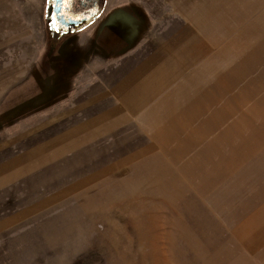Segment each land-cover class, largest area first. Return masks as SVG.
<instances>
[{"label": "rangeland", "instance_id": "374dc122", "mask_svg": "<svg viewBox=\"0 0 264 264\" xmlns=\"http://www.w3.org/2000/svg\"><path fill=\"white\" fill-rule=\"evenodd\" d=\"M45 1L0 0V264H264V145L230 150L222 140L264 93V6L225 34L239 0H182L191 26L187 16L181 21L208 50L188 73L213 55L206 110L198 118H147L144 127L136 118L93 127L107 128L100 134L82 133L97 108L79 107L104 88L95 79L103 54L82 59L87 39L77 43L79 36L49 45ZM135 19L125 7L113 14L129 26ZM139 19L146 31L148 16ZM97 45L106 50L102 35ZM255 49L263 51L252 63ZM260 112L251 114L257 137ZM206 135L215 155L198 166L195 141L203 147Z\"/></svg>", "mask_w": 264, "mask_h": 264}, {"label": "crops", "instance_id": "0c3cea01", "mask_svg": "<svg viewBox=\"0 0 264 264\" xmlns=\"http://www.w3.org/2000/svg\"><path fill=\"white\" fill-rule=\"evenodd\" d=\"M46 4L47 0L45 1ZM178 5L177 8L176 0H104L102 13L99 17L92 19L86 25L67 35L79 36L75 40L77 43H82V39H87L82 51H78L82 59L89 60L88 56L90 55L95 58L96 54H103V60H105L102 64H99L103 67V69L99 68L103 72L96 74L95 78L102 83L104 88L96 93L99 96L95 97L94 103H90V100H92L90 98L87 99L89 104L86 107H79L80 110L97 108L95 116L88 123L81 126L87 128V130L82 129V133L93 132V127L106 126L108 128L109 125L116 129L127 124L133 118H136L139 125L144 127L148 125L147 118H167L172 112H177L174 114V118L180 119L202 116L206 110L204 104L208 98V92L206 94L207 90H204L207 85L206 71L213 55H209V60L202 64L197 71L195 66L194 71L191 74L188 73L190 67L192 68V64L197 59H201L202 55L206 54L208 50L201 44L200 36L186 28L184 22L181 21L182 18L185 19L187 16V21L191 26L190 15H188L191 9L187 8L186 2L182 0L179 1ZM262 6H264V2L257 9L255 0L251 3H247L246 0L237 1L234 5L235 10H231L232 28L225 34L233 33L236 24L248 19L253 12L259 10ZM123 7L127 12L135 14L136 19L130 22L131 26L122 21H113V14ZM142 13H145L149 19L146 31L142 26L143 20L139 19ZM177 15L180 18L179 26L181 29L176 27ZM262 21H264L263 18ZM45 33L47 42L50 45L54 41L48 38L46 23ZM242 34H245V31ZM101 35L105 40L104 47L106 50L104 49V51H101L97 45ZM220 37H216V41ZM145 49H147L146 52ZM187 49L192 50L193 55L190 58L180 56ZM222 50L223 48L219 50V53ZM262 51L263 49L254 50L252 63L255 62V56L257 58ZM144 53L150 54L147 60L143 57ZM172 57L174 58L172 59ZM248 64L249 60L243 64L240 72H247L249 70ZM169 70H171V73L168 76ZM200 71L201 73L198 75ZM108 73L110 74L108 75ZM81 75L82 73L78 77ZM161 76L166 77V81L160 82L156 86L154 84L155 79L159 80ZM171 76L173 78H170ZM180 78H184L183 82L171 83V81ZM167 79L170 83H167ZM217 84L218 81L215 86ZM202 94L206 95L201 96ZM261 97L260 100L256 101L255 107H252L251 114L255 111L264 112V93ZM246 104L244 102L239 107H244L247 111L249 106L247 107ZM184 106L187 107V110L182 112ZM251 114L235 117L234 121L228 124L227 131L222 135V140L225 141L224 146L234 150L237 143L254 142L257 145H264V134L257 137L255 136L256 133L251 131ZM204 117H207V111ZM111 121L113 123L110 124ZM262 124L260 123L258 126ZM255 126L257 127V125ZM261 127H264V125ZM107 128L95 130L94 132L102 134L107 131ZM240 130L245 131V134ZM183 132V128L177 130V134L183 135ZM77 133H81L80 129ZM248 138L253 141L248 140ZM204 140L203 147L200 146L199 141H195L197 146L194 148H198L199 145L200 149L197 152L202 159L198 166L208 165L205 163L206 160L214 156L216 151L214 140H208L207 135ZM203 151L207 152L204 153Z\"/></svg>", "mask_w": 264, "mask_h": 264}, {"label": "flooded vegetation", "instance_id": "af4514ba", "mask_svg": "<svg viewBox=\"0 0 264 264\" xmlns=\"http://www.w3.org/2000/svg\"><path fill=\"white\" fill-rule=\"evenodd\" d=\"M104 0H47L45 23L55 41L86 25L102 13Z\"/></svg>", "mask_w": 264, "mask_h": 264}, {"label": "water", "instance_id": "95a60500", "mask_svg": "<svg viewBox=\"0 0 264 264\" xmlns=\"http://www.w3.org/2000/svg\"><path fill=\"white\" fill-rule=\"evenodd\" d=\"M59 0H57V2H58Z\"/></svg>", "mask_w": 264, "mask_h": 264}]
</instances>
